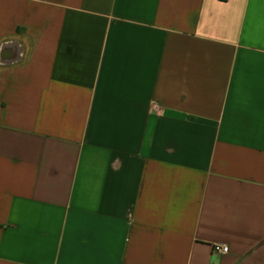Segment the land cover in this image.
<instances>
[{
	"label": "crops",
	"instance_id": "crops-1",
	"mask_svg": "<svg viewBox=\"0 0 264 264\" xmlns=\"http://www.w3.org/2000/svg\"><path fill=\"white\" fill-rule=\"evenodd\" d=\"M0 264H264V0H0Z\"/></svg>",
	"mask_w": 264,
	"mask_h": 264
},
{
	"label": "built area",
	"instance_id": "built-area-1",
	"mask_svg": "<svg viewBox=\"0 0 264 264\" xmlns=\"http://www.w3.org/2000/svg\"><path fill=\"white\" fill-rule=\"evenodd\" d=\"M153 110H157L158 109V106L156 104H153ZM227 246H224V245H220V244H214L213 245V251H216V252H226L227 251Z\"/></svg>",
	"mask_w": 264,
	"mask_h": 264
}]
</instances>
